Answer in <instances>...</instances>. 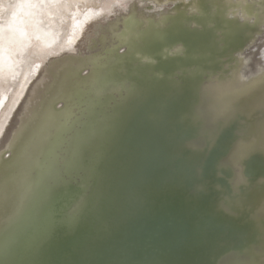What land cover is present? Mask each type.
I'll use <instances>...</instances> for the list:
<instances>
[{
    "label": "water",
    "instance_id": "obj_1",
    "mask_svg": "<svg viewBox=\"0 0 264 264\" xmlns=\"http://www.w3.org/2000/svg\"><path fill=\"white\" fill-rule=\"evenodd\" d=\"M87 1L0 120V264H264V0Z\"/></svg>",
    "mask_w": 264,
    "mask_h": 264
},
{
    "label": "flooded vegetation",
    "instance_id": "obj_2",
    "mask_svg": "<svg viewBox=\"0 0 264 264\" xmlns=\"http://www.w3.org/2000/svg\"><path fill=\"white\" fill-rule=\"evenodd\" d=\"M92 7L93 5H88V8ZM21 8L23 10H20ZM75 12L62 14V18H72ZM15 18H22L25 36L21 43L13 42L10 33L8 36L5 35L7 32L14 31ZM40 64L41 0H0V95L9 97V103L0 113L1 118L14 109L13 105L10 106V102L14 101V89L17 87L12 80L13 68L19 67L22 78L18 85L24 88L25 83L27 84L31 78V72L35 76L37 70L41 71Z\"/></svg>",
    "mask_w": 264,
    "mask_h": 264
},
{
    "label": "rangeland",
    "instance_id": "obj_3",
    "mask_svg": "<svg viewBox=\"0 0 264 264\" xmlns=\"http://www.w3.org/2000/svg\"><path fill=\"white\" fill-rule=\"evenodd\" d=\"M113 0H105V1H102V0H100V3H101V5L102 6H104V7H110V3L112 2ZM93 2V1H92ZM109 5V6H108ZM19 31V30H18ZM18 31H16V32H18ZM11 34V32H7V33H5V35H7L8 36V34ZM7 64V63H6ZM20 78H22V75H21V72H20V69H19V67H14L13 68V75H12V80L13 81H15L16 83H19V82H21V79ZM18 79V81H16ZM15 86H17V87H20V85H18V84H16ZM15 88L14 89V92H15V96H14V100L16 99V97H17V93L21 90V87L20 88ZM13 102L14 101H11L10 102V106H12L13 105ZM7 103H9V100L7 101ZM6 103V104H7ZM0 120H1V117H0Z\"/></svg>",
    "mask_w": 264,
    "mask_h": 264
},
{
    "label": "bare ground",
    "instance_id": "obj_4",
    "mask_svg": "<svg viewBox=\"0 0 264 264\" xmlns=\"http://www.w3.org/2000/svg\"><path fill=\"white\" fill-rule=\"evenodd\" d=\"M109 5H111V3H110ZM109 5H108V6H109ZM40 65H41V64H40ZM0 68H1V66H0ZM36 70H37V69H36ZM37 71H38V70H37ZM29 83H30L29 81H28L27 84L25 83L24 88H21V90L17 93V97H16V99H15L14 102H13V108H14V107L16 106V104L18 103V101H19V99H20L22 93H24V91H25V89L27 88V86H28Z\"/></svg>",
    "mask_w": 264,
    "mask_h": 264
}]
</instances>
